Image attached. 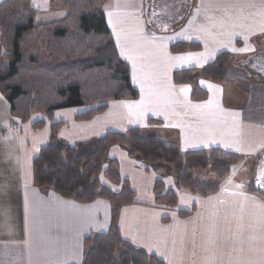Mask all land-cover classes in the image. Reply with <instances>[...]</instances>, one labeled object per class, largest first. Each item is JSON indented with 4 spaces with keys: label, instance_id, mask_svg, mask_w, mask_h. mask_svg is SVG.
Returning <instances> with one entry per match:
<instances>
[{
    "label": "crops",
    "instance_id": "obj_1",
    "mask_svg": "<svg viewBox=\"0 0 264 264\" xmlns=\"http://www.w3.org/2000/svg\"><path fill=\"white\" fill-rule=\"evenodd\" d=\"M3 1L0 0V3ZM38 2H42L47 11L53 7L50 0ZM116 4L117 0H104L101 10L116 52L129 67L131 84L138 97L135 100L112 101L104 113L90 121L74 119L88 108L55 112L53 122L64 123L57 134V143L62 140L66 143L64 148L72 147L78 141H90L91 144L107 132L125 133L128 129L139 128L162 142L177 145L181 153L218 149L240 157L230 166L228 176L216 193L202 198L178 189L174 208L155 203L154 175L148 183L145 182L139 194L131 187L135 193L134 203L120 209L116 226L124 241L163 264H205L212 256L217 264H233L238 257L258 260L257 252L247 251V242L243 245L244 253L233 250L241 247L238 241L232 239L237 228L235 217L241 213L239 207L232 205L245 204L246 225L253 209L251 202H244L231 193L241 191L246 196L264 201V189L254 185L258 172L264 168V148L259 147L264 145V32L259 30V23L249 20L254 33L248 34L245 39V30L236 28L235 31L242 34L232 36L229 43V36L221 34L225 30L212 27L208 18L227 19L225 11L235 15L233 6L242 7L245 15L260 13L264 11V0H173L168 11L161 12L156 10L154 0H119V11L130 14L122 15V26L140 29V35L146 38L139 42L146 45L143 51L153 52L152 43L163 42L162 51L169 56L211 53L206 61L201 59L199 63L193 57V61L187 64H158L153 69L156 81L170 83L175 89L171 98L177 102L165 105L153 95L151 103H146V110L139 115L135 114V109L130 114L122 103L140 101L141 84L133 80L132 63L121 56L109 24L107 12L117 11ZM31 6L36 12L34 3ZM159 19L164 20L162 24ZM255 19L258 22L260 16ZM202 27H208L211 35L201 31ZM153 37L155 41H152ZM246 43L250 51L232 50L244 48ZM180 44L187 45V49L172 52L171 46ZM223 53L232 56L223 82L228 84H216L201 78L198 87L206 92L205 99L192 100L190 85L174 83L175 73L200 70ZM141 62L146 71L150 70L153 56L141 57ZM165 68L167 76L164 75ZM156 81L149 80L145 84L146 99L150 85L156 91H163ZM209 85L214 87L210 89ZM181 86H188V92L181 93ZM210 97L217 105L211 115L207 108L191 107L203 104ZM0 108V264H60L63 260L67 264H77L74 258L77 251L78 264H81L88 250L87 240L109 231L112 207L105 200L82 204L60 197L52 190L38 188L33 182L32 160L39 148L48 142L50 122L35 130L36 134L30 128L35 122L45 120L41 114H33L30 122H20L10 116L8 104L1 96ZM37 115L40 118L33 121L32 118ZM225 143L231 146L225 147ZM237 147L241 150L237 151ZM87 149L84 146L82 153ZM229 177L232 183L226 184ZM237 184L244 187L237 189ZM223 188L227 191L222 192ZM221 200L225 203L221 204ZM179 211L190 214L180 216ZM213 224L214 230L209 227ZM253 234L259 235L258 232ZM210 235L219 238L214 250H209Z\"/></svg>",
    "mask_w": 264,
    "mask_h": 264
},
{
    "label": "trees",
    "instance_id": "obj_2",
    "mask_svg": "<svg viewBox=\"0 0 264 264\" xmlns=\"http://www.w3.org/2000/svg\"><path fill=\"white\" fill-rule=\"evenodd\" d=\"M50 1L66 10L63 20L34 24L35 12L28 0L0 3V96L8 104L10 116L20 122H27L33 114H42L45 120L35 122L34 130L50 122L48 142L32 160L33 182L40 189L52 190L78 203L101 199L112 207L109 231L87 240L88 250L81 264H163L133 248L119 235V211L134 203L135 193L127 181L120 179L116 164H111L106 174L112 183L122 184L120 191L99 189L98 181L92 180L99 173L107 150L121 146L132 155H140L145 162L167 164L173 171L175 186L165 188L161 180H156L153 193L155 203L168 208L176 207L178 189L202 198L216 193L230 166L240 157L218 149L181 153L177 145L162 142L139 128L105 133L95 140L90 154L60 151L57 134L64 123L53 122L54 112L88 108L74 119L90 121L104 113L108 103L135 100L138 92L106 26L101 10L104 0ZM186 46L173 45L171 50L182 52ZM231 59L230 54H220L200 70L175 73L173 81L190 85L192 100L205 99L206 92L198 87V80L223 83ZM209 169V176H202ZM155 172L162 176L164 169L158 166ZM195 173H201L200 177L196 178ZM188 214L179 211L180 216Z\"/></svg>",
    "mask_w": 264,
    "mask_h": 264
},
{
    "label": "snow or ice",
    "instance_id": "obj_3",
    "mask_svg": "<svg viewBox=\"0 0 264 264\" xmlns=\"http://www.w3.org/2000/svg\"><path fill=\"white\" fill-rule=\"evenodd\" d=\"M34 6L39 8L40 5L37 3H34ZM251 6V5H249ZM117 11H108L107 16L109 19V24L112 26L113 34L116 38L117 46L120 48V54L121 56L126 57L129 61L132 63V78L134 81L141 84V100L138 102H122L124 107L129 109V113L133 114V109L136 110L135 114H142L143 111L146 110L145 105L146 103H151V97L155 95L157 99L162 100L165 105L174 101L171 98V94L174 93L175 89L172 87V85L166 81H156L155 73L153 69L160 63H163L166 66H176V65H182L191 63L193 61V57L196 58L197 63L200 62L201 59L207 60L211 53L209 52H202V53H189L186 55H177V56H169L167 53H164L162 50L164 48L163 42L160 44L152 43L151 47L155 51L153 52H146L143 51L146 47V45H142L139 42L142 40H145L146 38L140 35V29L136 27H123V19L122 15H130L127 13L122 14L119 11V0H117ZM236 9L235 15H229L227 11H225V15L227 19L225 18H213L209 17V24L212 27L221 28L225 31L221 34L228 35L229 36V43L232 36L240 35L242 33H237L235 31L236 28L244 29V35L245 39H247L248 34H253L254 30L251 27V24L248 23L249 20H251L253 23H259V30L261 32H264V11H261L260 13H249L248 15L244 14L243 8L239 6H233ZM259 15L260 20L257 22L255 17ZM201 31L205 32L208 35H211V33L208 31V27H202ZM155 37L152 38V41H155ZM132 45L131 47L129 45ZM207 49V44L205 45ZM233 51H239V52H245L250 51L251 49L247 46V43L244 48L236 49L233 48ZM153 56V63L149 65L150 70H145V65L141 62V57H146L147 55ZM164 75L167 76V70L165 68ZM149 80H154L157 82L158 87H162L163 91H156L153 89V87L150 85L149 90L147 93V99L145 96V84ZM203 83V81L201 82ZM214 86L209 85V88L212 89ZM188 86H181L179 91L181 93H187L188 92ZM184 103H187L186 101ZM191 107L196 109H205L207 108L208 114H212V109L217 107L214 100L210 97L208 101L204 102L203 104H195L191 105ZM222 111V110H221ZM234 115H239L238 113H235ZM167 118V117H166ZM213 142H215L213 140ZM225 147H230L231 145L228 143L224 144ZM259 147L264 148V145H260ZM237 151H240L241 149L239 147L236 148ZM232 179L231 177L228 178L226 181V184H231ZM256 183L259 188L264 189V168H262L256 177ZM237 189H241L244 187L242 184L235 185ZM227 191L226 188L222 189V192ZM234 197H241L242 201L244 202H251V207L253 211L249 215V222L246 225L244 223L245 215H244V209L245 204L244 203H236L232 205L233 207H239L240 209V215L235 217L237 221V228L236 231L232 237L233 240L238 241L241 245L239 249H233L234 251H239L241 253L245 252V249L243 247L244 243L247 242L248 244V252H257L259 254L258 260H252V259H241L237 258L235 261H233V264H264V201H258L256 197L254 196H246L241 191H233L231 193ZM209 199H218V197H210ZM221 204L225 203L223 200L220 201ZM102 227V226H101ZM211 229H215V224L209 226ZM231 231V229H229ZM259 233V235H254L253 233ZM245 233H248L247 236H245ZM218 237L214 235H210L208 238V246L209 250H214L216 247V242ZM135 242V239L133 240ZM173 243H175L173 241ZM193 244H195V239H193ZM151 251V248L149 249ZM78 257L79 252L74 253V258L77 259L78 264ZM60 264H67L66 260H63L60 262ZM205 264H217V261L214 256L209 257Z\"/></svg>",
    "mask_w": 264,
    "mask_h": 264
},
{
    "label": "rangeland",
    "instance_id": "obj_4",
    "mask_svg": "<svg viewBox=\"0 0 264 264\" xmlns=\"http://www.w3.org/2000/svg\"><path fill=\"white\" fill-rule=\"evenodd\" d=\"M147 1L150 2V0H147ZM172 1L173 0H154L155 8L158 12H161L164 10L168 11V7L170 6ZM28 3L30 4V7L32 8L31 4L37 3V0H28ZM37 4H39L40 7L39 8L36 7L37 11L36 12L34 11L35 12L34 16H36L34 17V24H39V23L44 24V23H50V22H55V21H61L67 15L66 10L56 4H53L52 5L53 7L49 9V11L45 9V6L42 2H38ZM159 21L162 24L164 20L159 19ZM202 79H206V78H202ZM223 84H228V83L225 82ZM225 100H227V98ZM1 110L2 109L0 108V111ZM77 111L80 112V110L78 109ZM38 118H40V115H37V117L34 116L32 120L34 121V120H37ZM30 130L36 132V134L38 133L37 131L33 129V127H31ZM31 131L30 133L35 134L34 132H31ZM39 136H40V133H39ZM101 137L97 138V140L100 139ZM57 139H58V136H57ZM62 142L63 141L60 140L57 143L58 149L62 152L70 149V150L75 151L77 155H81L84 146L88 148L85 154H90L94 151L93 146L95 143L90 144V141L86 143H82L81 141L80 143L78 141L75 144H72V147H66V148H64L66 143H62ZM42 147L44 146H41L39 149H41ZM102 160L103 161L101 162V169L99 173H97L96 176L92 178V180L98 181L100 185L99 189H102L104 187V188H107L110 192L116 193L120 191V189L123 187L121 183L119 184L112 183L111 180L109 179V176L106 174L111 164H116L117 170H118L117 172H118L120 179L122 181H127L130 188L132 187L138 194L141 191L142 186L145 185V182L148 183L150 179L153 177V175L155 176L156 180H161L163 182L165 188H168V187L172 188L175 186L173 179H172L173 171L169 166H167V164L165 163L161 164L160 161H155V160H153L154 162L152 163L145 162L140 157V155H137V154L132 155L129 153L127 149L121 146L110 147L106 152L105 159L103 158ZM86 162H87V159L85 158L84 164ZM158 166H162L164 169V173L162 176L156 174L155 172ZM200 174L201 173H195L194 176L198 178L200 177ZM209 174H210V169L206 171L205 174H202V176H209ZM209 181H211V179Z\"/></svg>",
    "mask_w": 264,
    "mask_h": 264
},
{
    "label": "water",
    "instance_id": "obj_5",
    "mask_svg": "<svg viewBox=\"0 0 264 264\" xmlns=\"http://www.w3.org/2000/svg\"><path fill=\"white\" fill-rule=\"evenodd\" d=\"M254 185H255V188H257V187H258L256 182L254 183Z\"/></svg>",
    "mask_w": 264,
    "mask_h": 264
}]
</instances>
